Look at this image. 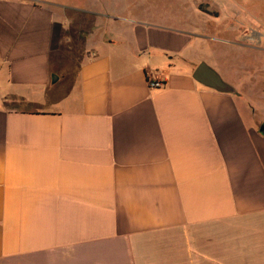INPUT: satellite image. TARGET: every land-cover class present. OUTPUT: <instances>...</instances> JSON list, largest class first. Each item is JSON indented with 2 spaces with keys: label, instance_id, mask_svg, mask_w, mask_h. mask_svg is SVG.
Instances as JSON below:
<instances>
[{
  "label": "crops",
  "instance_id": "0c3cea01",
  "mask_svg": "<svg viewBox=\"0 0 264 264\" xmlns=\"http://www.w3.org/2000/svg\"><path fill=\"white\" fill-rule=\"evenodd\" d=\"M114 2L0 0V264H264L256 75Z\"/></svg>",
  "mask_w": 264,
  "mask_h": 264
},
{
  "label": "rangeland",
  "instance_id": "374dc122",
  "mask_svg": "<svg viewBox=\"0 0 264 264\" xmlns=\"http://www.w3.org/2000/svg\"><path fill=\"white\" fill-rule=\"evenodd\" d=\"M114 4L118 8L114 14L117 21H121L120 16L179 27L189 19L202 25L209 32L208 36L218 38V43L229 45L228 58L224 57L217 64L223 63L226 70H238L240 75H256L254 79L252 75L240 83V87L235 85L253 94L251 100L255 106L258 107V103L261 106L258 116L264 118L262 92L257 93L258 90L264 91V0H115ZM204 4H209L210 9L220 13V16L217 18L206 14L205 23H201L191 11L194 6L198 12H202L199 8ZM218 43L214 41V44Z\"/></svg>",
  "mask_w": 264,
  "mask_h": 264
},
{
  "label": "water",
  "instance_id": "95a60500",
  "mask_svg": "<svg viewBox=\"0 0 264 264\" xmlns=\"http://www.w3.org/2000/svg\"><path fill=\"white\" fill-rule=\"evenodd\" d=\"M199 9L207 15L217 18L220 16V13L210 9L209 4L201 5ZM194 79L202 85L221 93H237L236 88L226 82L222 76L206 62H202L196 68L194 72ZM260 132L264 135V124L261 125Z\"/></svg>",
  "mask_w": 264,
  "mask_h": 264
},
{
  "label": "built area",
  "instance_id": "2783aa9c",
  "mask_svg": "<svg viewBox=\"0 0 264 264\" xmlns=\"http://www.w3.org/2000/svg\"><path fill=\"white\" fill-rule=\"evenodd\" d=\"M151 86L154 87V88H156V87H162L163 86V83L162 82H158V81L157 82H154L153 81L151 83Z\"/></svg>",
  "mask_w": 264,
  "mask_h": 264
}]
</instances>
